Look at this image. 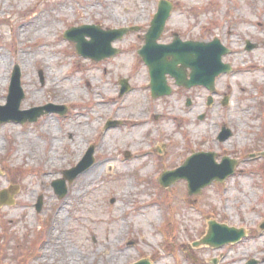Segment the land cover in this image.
I'll return each instance as SVG.
<instances>
[{"label": "rangeland", "instance_id": "1", "mask_svg": "<svg viewBox=\"0 0 264 264\" xmlns=\"http://www.w3.org/2000/svg\"><path fill=\"white\" fill-rule=\"evenodd\" d=\"M159 1L0 0V106L18 68L20 111L66 108L35 123L0 124V192L13 191L9 204L0 206V264H264V0H166L173 10L158 42L170 43L174 34L182 41L218 40L228 50L221 61L231 72L215 79L213 93L178 88L168 77L170 95L154 100L137 51ZM82 26L137 31L112 43L115 56L93 62L63 38ZM247 43L255 47L248 51ZM125 79L130 89L120 96L118 81ZM135 119L148 122L147 133L137 136L128 124ZM107 121L119 123L105 129ZM87 128L89 134L81 133ZM222 128L231 132L225 142L217 140ZM90 147L93 165L65 181L59 199L52 182L76 167ZM196 153H213L217 164L234 160V173L191 197L185 181L159 185L162 174ZM97 154L111 156L121 177L108 183L104 176L116 171L107 167L73 197ZM51 156L57 164L47 174ZM210 222L241 229L245 237L220 248L194 247ZM106 240L116 249L112 262L99 247ZM67 249L77 263L63 261Z\"/></svg>", "mask_w": 264, "mask_h": 264}, {"label": "water", "instance_id": "2", "mask_svg": "<svg viewBox=\"0 0 264 264\" xmlns=\"http://www.w3.org/2000/svg\"><path fill=\"white\" fill-rule=\"evenodd\" d=\"M173 5L165 0H161L158 9L154 15L150 27L144 36V45L138 51V56L148 68L150 77V89L152 98L166 96L170 94V88L166 83V76L173 78L175 85L189 89L191 87L201 86L208 91H214L215 79L221 74H227L231 71L228 65L221 62L222 56L228 53L218 40L209 43L205 42H182L177 36L168 45L157 43L160 38L165 23L170 16ZM136 28L101 31L98 26H82L80 28H71L63 34V38L75 44V51L82 57H87L93 61H100L114 56L117 50L111 47V43L121 39L125 34L136 31ZM88 37L90 41H86ZM254 45L247 44V50L250 51ZM179 66V67H178ZM189 70V73H187ZM120 95L129 90L126 80L119 82ZM24 98L20 86V73L14 68L11 76V82L8 89L7 102L5 106H0V124L7 122L14 123H34L42 115L51 112L63 114V107H54L46 105L39 108H33L27 111H20L19 107ZM213 104L212 98L207 99V108ZM227 101H223L225 106ZM189 106V102L187 103ZM204 116L198 119L203 120ZM117 123H108L106 128L113 127ZM231 132L222 128L218 134L217 140L225 142L230 138ZM93 150L90 148L82 161L74 168L62 172L63 179L52 183L53 190L59 199L66 194L65 181H71L79 174L87 170L93 164ZM213 153H199L189 157L184 164L173 172L164 173L160 178V185L164 188L171 184L184 180L187 183L188 196L198 195L202 189L211 185L213 182L222 183L227 177L234 173L235 161L223 158L220 164L215 163ZM7 192L12 194V190L0 192V206L9 204ZM41 208V200H38L36 210ZM245 237V233L240 229L229 228L225 225L208 223L207 235L200 243L194 244L208 246L210 248H220L227 244H235ZM135 264H150L147 261H140ZM248 264H256L250 261Z\"/></svg>", "mask_w": 264, "mask_h": 264}, {"label": "bare ground", "instance_id": "3", "mask_svg": "<svg viewBox=\"0 0 264 264\" xmlns=\"http://www.w3.org/2000/svg\"><path fill=\"white\" fill-rule=\"evenodd\" d=\"M27 31V30H25ZM24 33H27V32H24ZM230 34H232L230 32ZM23 37V36H22ZM33 57V54L31 55ZM44 64H40L39 65V68L40 70H42L44 68ZM119 69H124V65H119L118 66ZM3 84V80H2V76H0V85ZM51 89V83L48 84V87L46 90H50ZM89 91H90V87H88ZM106 95V92L105 94ZM39 97L36 96V95H33V99H38ZM128 124L130 125V127L134 130V132L138 135H140L141 133H147V130L149 128V124L146 120H138V119H135V120H132L131 122H128ZM58 126H54L53 124L51 125L50 127V135L54 138H56L57 136V133H58ZM81 133H87L89 134V129L87 128V130L85 131V129H80ZM54 144H52V150L56 148L58 142H53ZM102 142L100 144V146H102ZM96 159H97V162L95 163V165L88 171L84 174L82 180H80L79 184L76 185V191L75 193L73 194V197L77 196L79 197V195L81 194V192H83L86 188H90L91 185L94 184L95 180H96V177H97V172L99 171L100 173H102V171L104 169H106L107 167L112 171H116L115 173H108L104 176L105 180L108 182V183H111V182H114L116 181L117 179H119V177H121L122 175V172L120 171V169L117 167V166H114L112 164V161H113V158L111 156H104V155H100V154H97L96 156ZM57 163L53 160L52 156L47 160V166L51 168V171H47V174H52V171H53V168L54 166L56 165ZM130 188V187H128ZM10 193L7 192V198L10 199L11 196L9 195ZM61 214L59 213V217L61 218L63 216V211H60ZM150 213V212H149ZM153 213L151 212L149 215H152ZM113 217V220H115L114 216H111ZM100 223H103L104 221H98ZM60 238V237H59ZM57 249H59L61 252V244L60 243V239H57ZM142 242H146L145 239L142 240ZM62 246H65V245H62ZM99 247L100 249H103L106 251V254L107 256H109V260L111 261H114L116 259L115 257V251L116 249L114 248V244L108 240H106L105 243H102V244H99ZM99 250V249H98ZM67 253L69 254V256L64 255V257H66V259L63 258V253L61 254V257L63 259V261L67 260L69 263H77L78 262V259H76L74 256H73V253L71 250L67 249ZM68 258V259H67ZM111 261V262H112Z\"/></svg>", "mask_w": 264, "mask_h": 264}, {"label": "flooded vegetation", "instance_id": "4", "mask_svg": "<svg viewBox=\"0 0 264 264\" xmlns=\"http://www.w3.org/2000/svg\"><path fill=\"white\" fill-rule=\"evenodd\" d=\"M172 79V78H171Z\"/></svg>", "mask_w": 264, "mask_h": 264}]
</instances>
